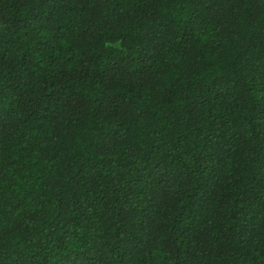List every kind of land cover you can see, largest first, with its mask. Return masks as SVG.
Returning a JSON list of instances; mask_svg holds the SVG:
<instances>
[{
	"label": "trees",
	"instance_id": "trees-1",
	"mask_svg": "<svg viewBox=\"0 0 264 264\" xmlns=\"http://www.w3.org/2000/svg\"><path fill=\"white\" fill-rule=\"evenodd\" d=\"M0 264H264V0H0Z\"/></svg>",
	"mask_w": 264,
	"mask_h": 264
}]
</instances>
